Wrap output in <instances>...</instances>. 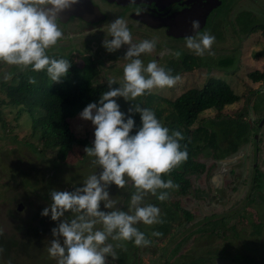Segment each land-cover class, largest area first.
Listing matches in <instances>:
<instances>
[{"label": "rangeland", "instance_id": "374dc122", "mask_svg": "<svg viewBox=\"0 0 264 264\" xmlns=\"http://www.w3.org/2000/svg\"><path fill=\"white\" fill-rule=\"evenodd\" d=\"M225 1L224 5L210 18L209 24L199 31L200 34L209 33L215 36V42H220L213 44L211 51L214 54L208 55L206 53L204 56H192L187 61L190 67L189 71L182 68L181 60L175 59L181 65V71L178 74L180 79L177 83L171 88L153 89L150 94H145L141 98L138 97L140 106L152 110L156 118H160V110H163L162 116L168 113L166 100L172 101L189 89H200L211 80L222 81L230 87L234 94L239 97L242 96L241 101L226 108L224 114L234 118L242 109H248L249 112L247 115L245 114V119L251 123L254 119H260V116H264V92H254L252 88L257 85L248 77L249 73L264 70V59L259 61L256 59L259 49L264 48V38L262 37L264 35V0H251L248 4L243 2L237 3V5L235 4L238 0ZM230 9L231 13H229ZM112 14L110 13V15ZM118 15L120 17L123 14L120 12ZM110 20H113L112 16ZM108 22L107 19L97 26L84 25L78 20H73L66 25L58 23L57 25L63 33L57 42L59 46L56 45L47 51L53 54H67L69 47L65 45H73L75 46L73 50L75 60L77 65L81 67V57L95 51L98 45L97 55L100 56L98 67L103 71L100 80L97 82L99 85H103L109 81H114L119 87L123 83V69L128 62L124 60L127 46H122L121 49L113 53L107 52L102 46L103 40L107 36L102 33L108 34V24L110 23ZM67 26L69 27L67 28ZM90 28H94L92 29L95 30L94 32L99 31L100 33L95 34L90 31ZM252 30L256 34L247 39V36L243 35L244 32H251ZM143 40L147 39H139L137 36V38H133L132 42L139 43ZM149 40L152 39L149 38ZM84 41H89L87 51H84L82 47ZM155 43L156 47L152 53L141 56L145 66L151 61L157 62L155 52L159 46L158 42L155 41ZM170 43L176 44L175 41ZM62 46L64 49L60 48ZM178 46L184 48L186 42H181ZM239 46H241L240 49ZM232 49L235 52L231 53L229 57H234L233 59L219 56L221 51L229 52ZM238 51H240L239 55H237ZM189 52L193 53L192 51ZM221 55H225V52H221ZM228 60L232 61L231 67H223L221 63ZM157 63L165 70L169 69L167 58ZM236 63L239 65V71L236 68ZM12 68L13 66L0 63V83L4 81L3 74L11 72ZM16 71L18 70L16 69ZM253 97L256 102L247 107L244 101ZM136 100L126 102L123 98H119L117 102L120 105V110L126 115ZM12 101L11 91L6 94L0 92V236L4 235L3 243L8 241L6 238L10 237L15 238L16 241L21 240L23 243H27L28 251L21 254L22 252L16 251L15 248H9L7 250L9 253L5 257L0 255V264H56V260L49 256L47 248L52 239L51 230L57 226L58 222H53L50 216L43 217L41 212L51 203L50 192L52 190L74 191L75 187L82 186L83 181L89 175L99 174L101 171L97 166L91 164L92 158L86 156L84 148L75 145L71 137L74 134L77 137L87 138L92 144L94 128L90 122L80 120L79 114L71 120H60V127L66 136L70 152L62 163H58L52 160L54 155L51 151L47 152L45 156H41L31 150L28 144H25L28 142V135H30L31 119L29 115L23 114L15 122L13 120L14 112L8 106ZM211 116H214L212 111H206L202 114V117ZM2 119L7 125H3ZM263 120L258 124V127L262 126V129L257 128L261 132H264ZM260 136L264 138V135H257V138ZM240 156H237V159H233V161L229 159L227 163L224 162V167L227 165H230L228 166L230 168L238 166L239 171L235 177L227 179L222 185L224 175L216 178L213 177V174H208L214 178L213 181L218 187L221 186L217 192H213L214 190L207 185L208 175L199 178L198 185L211 190L210 192L213 193L215 199L209 200L208 198L212 194L208 196L203 192L197 199L193 198V185L189 191L190 195L179 200L181 206L190 210L197 219L207 217L205 219L206 222H209L207 225L192 226L193 223L190 224L185 219H180L172 223L170 232L160 240H155L147 231L143 230L142 232L152 243L147 247H136L132 242L134 245L132 262L134 264H163L168 261L173 264H190L214 256L218 264H231L230 258L233 261L232 264H236L240 263V260L237 261L236 258L237 256L240 257L239 254L243 251L241 249L243 248L242 244L247 242H249L250 251L246 254L249 257H254L257 261L263 260L264 191L259 193L261 199L255 200L251 204L244 202L245 187L242 185L245 180L242 181L241 179L251 176L252 168L253 172L255 168L260 169L264 179V148L258 147L256 142L247 144L243 147L242 157ZM222 173L225 174L226 171L223 170ZM229 183L231 185H228ZM108 191L110 197L116 200L117 206L127 211L130 196L134 189L131 187L118 189L112 185ZM127 197L128 200H126ZM175 200L176 197L172 194L168 199V204L173 207ZM145 203H151L160 208L161 216H164L163 202L157 200L156 197L149 194L145 198ZM19 204L22 205L21 211L17 210ZM237 208V211L243 213L244 216L240 217L234 214L230 219H226L228 221L223 234L226 238L221 239L215 234L212 236L204 234L205 231L219 229L220 222H213L214 219L219 218L220 215H228L231 213V209ZM101 210H105L103 205H101ZM212 214L215 215L213 218L210 217ZM211 220L213 221L210 224ZM138 226L149 227L142 223ZM231 226L234 227L232 230L230 229ZM31 228L45 231L41 232V236H27V238L25 233L28 232L27 229ZM233 236H239V239H234ZM226 259L228 262H225Z\"/></svg>", "mask_w": 264, "mask_h": 264}, {"label": "clouds", "instance_id": "9594fccd", "mask_svg": "<svg viewBox=\"0 0 264 264\" xmlns=\"http://www.w3.org/2000/svg\"><path fill=\"white\" fill-rule=\"evenodd\" d=\"M78 2L0 0V63L14 66L19 72L46 71L52 84L62 83L72 64L65 58L50 57L47 50L56 46L63 35L57 25L60 14ZM199 30L200 22L193 20L194 35L185 37L187 49L197 56L213 55L215 36L200 34ZM132 41L124 19L116 18L108 24L102 44L106 51L113 53L127 46L123 83L113 87L114 81H109L108 90L99 101L89 103L79 113V119L90 122L94 128L92 145L86 146L84 152L101 171L89 175L74 191L52 190L51 203L41 212L43 217L50 216L53 222H58L51 230L52 239L47 248L56 264H108L109 258L119 259L116 249L126 250V242H133L136 247L149 246L152 241L137 225L153 226L164 221L160 208L145 203V198L150 194L164 202L169 199L168 190L179 188L172 179L162 177L188 158L186 146L182 150L180 143L183 134L170 132L152 110L138 104L132 103L126 116L117 100L130 102L153 89L171 88L180 77L173 76L171 70H165L156 61L145 66L141 56L154 51L155 41ZM180 55L175 53L177 59ZM12 76V72H5L2 78L7 82ZM28 82L37 83L34 77H29ZM135 114L140 116L138 128L133 119ZM112 185L134 189L127 211L110 197L108 189ZM101 205L105 210H101ZM3 251L0 248V253Z\"/></svg>", "mask_w": 264, "mask_h": 264}, {"label": "trees", "instance_id": "16d2710c", "mask_svg": "<svg viewBox=\"0 0 264 264\" xmlns=\"http://www.w3.org/2000/svg\"><path fill=\"white\" fill-rule=\"evenodd\" d=\"M47 54L57 59L65 58L72 64L67 77L62 83L52 84L46 71L36 73L29 69L26 72H19L13 66L11 69V72H13L12 79L7 82L1 81L0 92L3 94L9 91L12 92L13 101L8 106L14 112L13 120L15 122L23 114L30 116V135H28V142L25 144H28L31 150L41 156H45L47 152L51 151L54 155L52 160L62 163L70 152V147L66 136L61 130L60 120H71L82 112L89 103H97L101 94L108 90V83L99 85L97 82L100 80L103 71L98 67V58L82 57V66L79 67L75 56L71 53L53 54L47 51ZM182 64V68L188 71L190 70L186 60H183ZM181 65H170L168 70H171V74L176 76L181 71ZM221 65L226 68L231 67L232 61H224ZM170 67H173V69ZM29 77H34L37 83L35 85L30 84L28 82ZM263 77L264 75L258 72L249 74V78L254 83L262 80ZM113 87H117V85L114 83ZM139 98L133 104L140 105ZM239 101L240 97L234 94L227 84L219 80H211L200 89H189L174 100L165 101L168 113L162 116L163 110H160V118L157 119L163 126L169 128L170 132L179 131L183 134L184 139L180 143L182 150L186 146L188 158L180 166L173 169L169 175L162 177L165 180L170 178L175 184L179 185V188L176 190H168L169 197L172 194L176 197L174 206H170L168 200L162 204L164 216H161V218L164 222L153 225L152 227L149 226L148 228L138 226L140 231H147L152 238L160 240L170 232L172 223L180 219H185L188 223H193L192 226L198 227L209 223L205 221L207 217H203L202 219L194 217L190 210L181 206L179 200L190 195L189 191L193 188V185V198L197 199L200 193L203 192L208 196L212 194V196H209V200L215 199L213 193L210 192L211 190L198 185L199 178L207 176L208 174H214L221 167L226 171L224 182L227 179L235 177L237 171L228 167L230 165L224 167V162L227 163L229 159L233 161L239 155L242 157L243 147L247 144H254L256 142L258 147L261 146V141L256 139L257 135L252 134L251 124L258 128L257 124L262 120L258 119L252 123L246 120L245 114L247 115L249 112L248 109H242L234 118L224 114L226 108L231 107ZM206 111H212L214 116L202 117V114ZM133 119L135 120L136 128L140 127V116L135 114ZM3 125L7 124L3 121ZM71 137L78 147L85 148L86 146L92 145L87 138L77 137L74 134ZM209 175L206 183L214 190L213 192H217L218 188L211 181ZM262 179L263 175L261 171L256 168L254 172L252 168L251 176L241 179L242 181L245 180L242 185V187H245L244 202L251 204L253 201L262 198L261 194H259L261 191H264ZM228 185L231 184L229 183ZM126 200H128V197ZM158 204L160 203L158 202ZM237 210L238 208L235 210L231 209L230 214L220 215L214 221L211 220L210 224L212 221L220 222L219 229H211L210 231H205L204 234L211 236L215 234L221 239L226 238L223 235L228 221L226 219H230L234 214L240 217L244 216L243 213ZM214 216L212 214L210 217L213 218ZM233 228L231 226L230 229L232 230ZM27 231L25 233L26 237H37L41 236V232L45 230L41 231V229L31 228L27 229ZM153 232H160L162 235L153 236L151 235ZM3 236H0V248L4 249L0 253L1 256L5 257L9 253L7 251L9 248H15L16 251L22 252L21 254L27 253V243H23L21 240L16 241L15 238L13 239L11 237L6 238L8 241L3 243ZM233 238L239 239V236H233ZM242 246L243 248L241 249L243 251L239 254L240 257L237 256L236 258L237 261L238 259L240 260V263L236 264H243V261L245 262L244 264H264V259L257 261L254 257H249L246 254V252L248 253L250 251L249 242L243 243ZM133 247V243L128 242L125 244L126 250L117 248L116 252L119 259L112 261L109 258L108 264H134L132 262ZM225 262H228V259ZM230 263H233L231 258ZM163 264L173 263L166 261ZM190 264H218V262L214 256H209L208 259L191 262Z\"/></svg>", "mask_w": 264, "mask_h": 264}, {"label": "flooded vegetation", "instance_id": "af4514ba", "mask_svg": "<svg viewBox=\"0 0 264 264\" xmlns=\"http://www.w3.org/2000/svg\"><path fill=\"white\" fill-rule=\"evenodd\" d=\"M88 1L91 4V6L97 10V11L96 10L91 11L89 15V18L92 20V22H87L77 16H71L68 18V20L65 23H61V21L58 19L57 24L60 23L62 25H66L72 22L73 20H78L84 25L97 26L98 24L105 22L107 19L109 20V22H112L116 18H122L127 23V26L131 31L133 38L134 37L137 38V36H139V39L144 38L149 40V38H151L153 41L158 42L159 48L155 52L156 60L157 62H159L160 60L167 58L169 60L168 66L170 65L173 66V64L179 63V61H175V59H177L175 56L176 52L181 53L179 59H177L181 61L183 60L189 61L192 56H196L194 52L193 53L189 52L190 50L187 49L186 46L184 48H181L178 45L181 42L182 43L186 42L185 37L194 35V33L192 32L193 20H198L200 22L199 31L203 30L209 24L208 22L210 21V18H212L214 13L224 5V2H226L225 0H88ZM250 1L251 0H238L235 5H237V3L239 4L243 2L244 3L247 2L248 4L250 3ZM120 12L123 15L122 16L120 15L119 17L118 14ZM231 12L232 11L230 9L229 13ZM110 13L113 14L110 15ZM100 16L102 18H100ZM111 16L113 20H110ZM68 27L69 26H67V28ZM90 29H91L90 31H92L95 34L99 32V31L94 32L95 30H92L94 28H90ZM93 33H91V36H93ZM102 34L104 36L107 35V33H102ZM255 34H256L255 31L252 30L251 32L249 31L244 32L243 35H246L247 39H249ZM262 37L264 38V35H262ZM171 41L172 42L175 41L176 44L172 45V43H170ZM88 42L89 41H84L82 43V47L84 51L88 50L89 47V45H87ZM215 43H220V42L217 41ZM56 45L59 46V43H57ZM65 46L69 47L68 53L73 54V50L75 46L70 44H67ZM97 46L95 48V51L93 52L91 51L90 54H88L87 56L83 55L82 57H91L92 59L98 58L99 60L100 56L97 55L98 52ZM60 48L64 49L63 46ZM240 48L241 46H239V49ZM233 49L232 51L229 52L221 51V52H225V55H221V52L219 51L220 52L219 56H224L233 59L234 57H229L231 53L235 52L233 51ZM83 50H82V54H83ZM239 54L240 51H238L237 55ZM256 59H258V61L264 59V48L259 49ZM235 65L238 70L239 68L238 63H236ZM170 68L173 69V67ZM254 72H258L259 74L264 75V70H256ZM255 84L257 86L252 88L254 92H258V91L264 92V77L262 80L255 82ZM241 99L242 96L240 97V101ZM254 102H256L254 100V97L244 101L247 107H250V105H254ZM255 113L257 114V112ZM263 119L264 116L262 117L260 116L259 120H263ZM257 120L258 119H254L253 122ZM251 129L253 135H264V132L259 131L262 129V126L258 127L259 129L258 130L257 127H254V125L251 124ZM256 139L261 141V146L259 147L264 148V138L260 136L258 138L256 137ZM231 169L233 170L236 169L237 172L239 171L238 166ZM223 170L222 167L218 169L213 174V177L220 178L223 175L224 177H226V173L225 174L222 173ZM213 179L214 178H211V181H213ZM224 179L225 178H223V182L221 183V185L224 183ZM213 183L217 188L221 187V186L218 187L214 181Z\"/></svg>", "mask_w": 264, "mask_h": 264}, {"label": "water", "instance_id": "95a60500", "mask_svg": "<svg viewBox=\"0 0 264 264\" xmlns=\"http://www.w3.org/2000/svg\"><path fill=\"white\" fill-rule=\"evenodd\" d=\"M96 10L91 6L88 0H79L78 4L72 6L70 10H66L65 12L60 14L59 20L61 23H65L69 17L71 16H77L82 18L83 20L87 22H92V20L89 18V15L91 11ZM97 11V10H96ZM100 18H102L100 16ZM264 123V120L262 124ZM18 211L22 210V205L19 204L17 207Z\"/></svg>", "mask_w": 264, "mask_h": 264}]
</instances>
